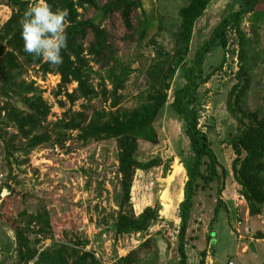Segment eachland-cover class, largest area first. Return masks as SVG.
I'll list each match as a JSON object with an SVG mask.
<instances>
[{"label": "rangeland", "instance_id": "1", "mask_svg": "<svg viewBox=\"0 0 264 264\" xmlns=\"http://www.w3.org/2000/svg\"><path fill=\"white\" fill-rule=\"evenodd\" d=\"M24 1L28 7L33 2ZM137 1L140 6L133 18V32L125 35L119 20L113 21L117 52L114 63L104 70L90 65L91 84L96 93L90 102L78 101L70 105L64 94L66 91L72 93L76 86L72 84L66 90L60 89V78L55 74L42 76L37 69H28L23 75L22 80L50 108L44 126L55 140L62 132L57 122L67 111L110 109L113 98L112 73L109 70H113L116 76L124 70L129 73L117 93L120 99L117 108L132 110L149 90L148 71L157 53L172 52L180 24L179 11L190 0ZM239 6L240 0H212L195 24L188 56L190 63L222 19L238 11ZM11 15L12 9L1 1L0 29ZM85 15L91 18L93 13L90 11ZM146 23H150V34L145 44L138 45V37ZM102 26L107 25L103 23ZM242 28L249 39L242 56L237 38L229 33L226 50L212 47L205 54L202 64L194 104L199 116V130L207 135L215 156L226 172L224 185L212 184L206 191H199L193 199L185 239L188 264H226L228 261L264 264V214L254 218L246 215L247 205L243 203L244 199L231 174L234 154L230 143L237 134L238 126L228 112L227 101L231 89L238 84L236 76L243 64L247 66L249 89L242 97L240 107L264 114V22L253 33L246 15ZM182 84L177 77L173 79L168 104L172 101L173 90ZM7 101L0 96V121L6 115L4 106ZM10 102L19 110H26L19 98L12 96ZM60 103L64 106L61 107ZM153 127L157 143L138 141L135 157L144 163L154 158L161 159L163 163L172 161L171 166L166 176L162 166L146 172L137 171L131 189V204L136 216L146 208H158L157 220L145 233L116 236L113 231L117 211L113 173L117 149L114 142L83 146L76 141V133L69 132L70 139L64 143L62 140L51 142L36 149L29 157L15 153L10 158L4 150V141L15 136L16 131L0 125L1 137L9 133L7 139H0V173L5 176L10 193L4 201V220L0 223V264H18L17 239L5 220L16 221L17 214L24 208L31 213L46 210L50 216L52 238L36 246L40 251L53 243L64 244L80 253L92 254L98 264H117L119 259L149 241L146 251L139 255L135 264H178L179 206L187 181L182 163L189 161L190 147L183 132V122L169 113L168 107L161 111ZM222 186L225 195L223 197L221 193L219 199L217 192ZM215 208H218L217 215L214 214ZM28 237L33 243L34 236ZM84 243L87 245L84 246ZM251 243L256 253L249 250Z\"/></svg>", "mask_w": 264, "mask_h": 264}, {"label": "trees", "instance_id": "2", "mask_svg": "<svg viewBox=\"0 0 264 264\" xmlns=\"http://www.w3.org/2000/svg\"><path fill=\"white\" fill-rule=\"evenodd\" d=\"M1 1L6 2L12 9L10 19L0 29V96L8 99L4 106L6 115L0 121V125L16 131V135L11 138H8L7 132L0 136L3 141L8 138L4 141L7 155L13 158V155L18 153L23 157H29L32 152L46 144L57 143L59 140L64 143L70 139L69 132L76 133V141L83 146L114 142L117 149L116 166L113 171L117 211L113 231L116 236L145 233L157 220L158 208H146L140 215L134 214L131 189L135 173L162 166L163 175L166 176L172 161L163 163L161 159L154 158L144 163L135 157V153L138 141L157 143L153 125L161 111L168 107V112L183 122V132L190 147L189 161H182L187 181L183 188V201L179 206L180 226L177 236V251L180 256L178 264H188L185 239L191 209L194 206L193 199L199 191H206L212 184L224 185L226 172L215 156L207 135L199 130V116L194 106L203 60L205 54L214 46L226 50L229 33H233L237 38L242 56L249 44L247 34L242 28L244 16H249L250 29L255 33L264 22V0H240L239 10L222 19L191 63L188 56L194 27L212 0H190L179 11L180 24L175 34L174 48L171 53H157V58L148 71L149 90L141 96L137 107L132 110L117 108L120 100L117 93L122 89L129 73L124 70L116 76L113 70H109L112 73L110 81L113 98L110 109L91 112L67 111L57 122L62 130L56 136L57 140L44 126L50 108L36 91L22 80L23 75L28 69H37L42 76L55 74L60 78V89L66 90L72 84L76 86L72 93L66 91L64 94L70 105L78 101L90 102L96 97L91 84L90 65L104 70L114 63L117 52L113 40L115 34L113 21L119 20L125 35L133 32L135 26L133 18L135 12L139 10L140 2L48 0L53 10L67 9L70 21L67 28V48L62 51L63 64L54 66L23 51L20 22L28 9V3L24 0ZM90 11L93 16L87 18L85 14ZM103 23L107 26L103 27ZM150 27V23L145 24L138 37V45L145 44ZM175 77L183 84L173 90L172 101L168 104V93ZM236 78L238 84L231 89L227 101L228 112L238 126L237 134L230 143L234 154L231 174L240 190V196L247 205L249 217L254 218L264 214V114L240 107L241 99L249 89L245 64L241 65ZM12 96L21 99L26 110H19L12 105L10 102ZM60 106L63 107L64 104L60 103ZM5 184H8L6 178ZM223 187L217 192L219 199ZM3 207L4 202L0 223L4 220ZM217 212L218 208H215L214 214L217 215ZM5 221L10 224L17 239L18 264H98L92 254L80 253L77 249L64 244L53 243L41 251L37 249L36 246L41 241L52 238L51 219L46 210L31 213L24 208L17 214L16 221ZM28 235L34 236L33 243L29 242ZM148 244L149 241L144 242L125 258L119 259L117 264H135L139 260V255L146 251ZM83 245L86 246L87 243ZM0 248L2 252L1 240ZM201 255L205 257L204 253Z\"/></svg>", "mask_w": 264, "mask_h": 264}, {"label": "clouds", "instance_id": "3", "mask_svg": "<svg viewBox=\"0 0 264 264\" xmlns=\"http://www.w3.org/2000/svg\"><path fill=\"white\" fill-rule=\"evenodd\" d=\"M68 16L67 9L53 10L48 0H33L20 22L23 51L49 65H62L70 26Z\"/></svg>", "mask_w": 264, "mask_h": 264}, {"label": "built area", "instance_id": "4", "mask_svg": "<svg viewBox=\"0 0 264 264\" xmlns=\"http://www.w3.org/2000/svg\"><path fill=\"white\" fill-rule=\"evenodd\" d=\"M9 195L10 193L8 187L5 184V176L2 173H0V217H1L3 202ZM238 225H241V223H238ZM226 264H237V263H235L234 261H228Z\"/></svg>", "mask_w": 264, "mask_h": 264}, {"label": "water", "instance_id": "5", "mask_svg": "<svg viewBox=\"0 0 264 264\" xmlns=\"http://www.w3.org/2000/svg\"><path fill=\"white\" fill-rule=\"evenodd\" d=\"M249 250H251L252 252L256 253L255 246H254L253 243H251V244L249 245Z\"/></svg>", "mask_w": 264, "mask_h": 264}, {"label": "crops", "instance_id": "6", "mask_svg": "<svg viewBox=\"0 0 264 264\" xmlns=\"http://www.w3.org/2000/svg\"><path fill=\"white\" fill-rule=\"evenodd\" d=\"M177 173L180 175V172H177ZM181 195H182V197H183V194H182V193H181ZM224 195H225V193L223 192V193H222V196L224 197ZM241 203H242V202H241ZM243 203H245L244 200H243ZM245 205H246V204H245ZM246 215H248V211H246Z\"/></svg>", "mask_w": 264, "mask_h": 264}]
</instances>
